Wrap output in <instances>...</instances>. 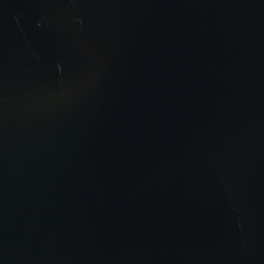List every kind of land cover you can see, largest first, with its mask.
Returning a JSON list of instances; mask_svg holds the SVG:
<instances>
[{
  "label": "water",
  "instance_id": "water-1",
  "mask_svg": "<svg viewBox=\"0 0 264 264\" xmlns=\"http://www.w3.org/2000/svg\"><path fill=\"white\" fill-rule=\"evenodd\" d=\"M0 264H264V0H0Z\"/></svg>",
  "mask_w": 264,
  "mask_h": 264
}]
</instances>
